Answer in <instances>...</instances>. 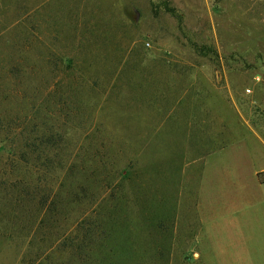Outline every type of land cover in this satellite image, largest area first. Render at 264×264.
Wrapping results in <instances>:
<instances>
[{
    "label": "rangeland",
    "instance_id": "obj_1",
    "mask_svg": "<svg viewBox=\"0 0 264 264\" xmlns=\"http://www.w3.org/2000/svg\"><path fill=\"white\" fill-rule=\"evenodd\" d=\"M215 121L264 125V0H0V264H264L263 208L217 215L230 256L206 240Z\"/></svg>",
    "mask_w": 264,
    "mask_h": 264
},
{
    "label": "crops",
    "instance_id": "obj_2",
    "mask_svg": "<svg viewBox=\"0 0 264 264\" xmlns=\"http://www.w3.org/2000/svg\"><path fill=\"white\" fill-rule=\"evenodd\" d=\"M203 125V140L208 141V144L222 135L229 141L225 147L209 149L207 155L203 157L204 170L198 208L208 245L216 248L219 255L230 256L220 247H231L232 244L226 241L229 237L238 235L236 230L239 222L237 223L235 217L230 219L232 216L226 215L228 217L222 218L217 215L235 210L238 212L255 209L259 211L261 208L264 210V183L259 181V174L264 173V165L240 172L233 166L228 155L242 150L249 161L255 162L258 155L264 159V125L255 127L242 121L223 124L215 121ZM214 181H217L219 189H213ZM205 214L211 215L208 218ZM223 222L227 225L222 226L220 223ZM215 231L218 232V236L213 233ZM226 236L228 239H225ZM219 238L221 242L218 243ZM256 242L253 236L246 239L245 253L251 256L255 252Z\"/></svg>",
    "mask_w": 264,
    "mask_h": 264
},
{
    "label": "trees",
    "instance_id": "obj_3",
    "mask_svg": "<svg viewBox=\"0 0 264 264\" xmlns=\"http://www.w3.org/2000/svg\"><path fill=\"white\" fill-rule=\"evenodd\" d=\"M33 121L35 122V119H33ZM10 127V124L7 125ZM33 133L38 134L37 133V127H35L33 130H32ZM49 147V150H56L57 148H59V144L58 143H52V142H47L46 145L43 144V142L39 143V144H35V146H33L34 150L37 151L39 150L37 147H39L41 150H44L43 147ZM66 148H63L62 150H65ZM106 156V155H105ZM97 156H94V159L96 158ZM102 159L104 158L103 155L101 157ZM73 159V158H72ZM57 159V158H45L44 160L42 159H32V168L33 170H35L37 172V174H40V172H43L44 174L45 173H56V169H61V167H67V170L68 172H73L74 169H75V164H76V161L75 159ZM100 160L101 161H106L109 163L110 159L108 156H106L103 160ZM94 161V160H93ZM264 175V173H261L259 174V179ZM261 183H264V181L261 180ZM95 230H90V231H96V232H102L104 231V227H100L95 225Z\"/></svg>",
    "mask_w": 264,
    "mask_h": 264
}]
</instances>
